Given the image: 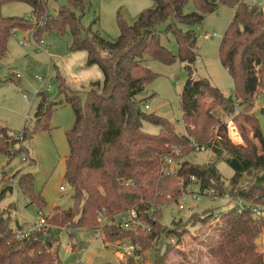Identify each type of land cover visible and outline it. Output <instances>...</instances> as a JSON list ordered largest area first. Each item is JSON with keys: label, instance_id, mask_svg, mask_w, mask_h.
Returning <instances> with one entry per match:
<instances>
[{"label": "trees", "instance_id": "16d2710c", "mask_svg": "<svg viewBox=\"0 0 264 264\" xmlns=\"http://www.w3.org/2000/svg\"><path fill=\"white\" fill-rule=\"evenodd\" d=\"M91 1L67 0L52 16L47 13L44 0H0V58L6 55L9 38L18 30L28 31L40 43L45 36H69V52L85 51L87 66L98 65L104 75L103 82H91L82 89L69 87L60 75L53 79L58 94L65 98L76 117L73 128L66 132L70 153L65 159V180L73 189L72 203L67 208L55 206L47 217V227L23 239L17 235L25 226L12 227L10 217L1 214L0 264H62L60 247L54 246L52 239L59 230L53 235V225L101 230L105 241L129 239L141 247V253L155 242L158 251L165 247L162 254L157 252L155 264H166L174 246L165 238L173 235L179 244L195 226H189L191 221L181 226V222L173 220L174 228H165L157 218L162 207L179 202L182 183L194 186L193 177L201 189L213 188L244 203L241 212L237 207L217 214L208 209L192 220L201 227L211 226L217 233L216 239L208 241V236L204 240L215 263L264 264V255L256 243L264 234V217L253 212L255 205L264 206V137L253 113L258 95L264 93V9L252 3L254 0H151L154 6L142 11L133 25L119 17L120 36L110 41L84 26L83 18ZM189 2L195 10L184 13ZM10 3L28 4L32 16L3 17L2 8ZM222 5L236 8L220 46L222 65L234 82V92L229 97L208 81L193 77L197 37L193 30L182 28L201 24L206 14ZM168 34L177 43V53L161 43L162 35ZM149 59L164 65L177 60L185 64L189 77L180 95L186 128L182 136L164 118L141 109L137 96L158 77L146 65ZM38 96L41 102L31 130L25 129L19 137H13L0 128V154L13 158L25 149L23 145L16 149L18 143L51 129L52 113L64 103L51 100L43 92ZM205 97L213 100L212 109H204ZM220 113L234 116L245 146L230 141ZM144 121L160 127V133L143 131ZM249 133L253 136L249 137ZM192 143L205 146L218 160H223L234 171L233 177L227 181L215 164L189 160H183L171 171L166 159L184 158L195 151ZM180 148L183 150L176 156ZM14 180L1 190L0 201L17 188L30 204L45 208L46 201L35 191L31 173H18ZM132 210L149 224L147 231L126 230L118 222L121 214ZM134 263L130 257L122 264Z\"/></svg>", "mask_w": 264, "mask_h": 264}, {"label": "rangeland", "instance_id": "374dc122", "mask_svg": "<svg viewBox=\"0 0 264 264\" xmlns=\"http://www.w3.org/2000/svg\"><path fill=\"white\" fill-rule=\"evenodd\" d=\"M44 1L47 13L52 16L56 15L60 6L67 4V0ZM153 6L154 3L151 0H92L87 7L83 23L86 28L90 27L93 32L113 41L120 36L119 17L128 25H133L142 11ZM194 10V5L189 2L184 8V13ZM235 11V7L222 5L216 11L206 14L201 24L182 27L184 30H193L197 37L198 55L193 77L208 81L225 97L233 94L234 82L222 65L220 46L234 19ZM2 15L28 19L32 16V8L26 3H10L3 6ZM43 41L44 45H40V42L35 41L28 31L18 30L9 38L6 55L0 58V128H5L9 135L19 137L25 129L31 130L34 127L36 112L41 102L39 93L43 92L51 100L64 103L59 104L52 113L50 130L34 134L23 144L18 143L16 149H21L22 145L25 149H21L13 158L0 154V192L6 184L15 182L16 174L29 172L34 177L35 191L40 192L46 201L45 208L39 209L35 204H30L29 199L15 188L12 194H8L0 201V215H8L12 227H17V224L30 226L40 219V211L50 217L55 206L67 208L72 203L73 189L65 180V159L70 153L66 132L73 128L76 117L65 98L58 94L57 85L51 80L60 75L73 89L86 88L91 82L104 81L103 72L98 65L87 66L85 51L69 52V36L65 38L57 35L45 36ZM161 43L170 51L178 52L177 43L171 34L162 35ZM146 65L157 73L158 77L146 86L142 94L137 96L141 109L147 114L167 120L179 136L186 134L180 104V95L189 77L185 64L177 60L172 65H164L149 59ZM202 103L205 110L214 107L210 97H205ZM146 105L149 109L145 108ZM253 113L259 120L264 137V93L258 95ZM219 115L226 124L230 141L235 145L245 146L239 123L229 120V115L226 116L223 113ZM142 129L153 135H158L161 130L160 127L147 121L143 122ZM248 136L252 137L253 134L249 133ZM256 143L261 151L259 142L256 141ZM183 149H177L176 156H179ZM183 160L196 164H215L219 173L227 181L234 175L231 167L223 160H218L210 150L190 152L180 160H172L171 167L177 169ZM62 186L64 190H61ZM196 188L198 189V186H191L193 190ZM231 198L201 197L194 200L189 197L183 210L179 209L180 199L177 204L171 202L162 207L161 216L157 218L161 226L174 228L173 220L181 222V226L191 221L189 226H195L190 229V233L182 237L179 244H176L177 239L173 235L165 238V242L174 246L168 253L166 264H216L207 253L204 242L208 236V241L216 239L217 233L211 226L201 227L199 223L193 224L192 220L197 218L196 214L208 209H213L217 214L227 212L233 204L239 205L237 199L231 202ZM51 229L53 235L59 230L52 239L54 246L60 247L59 255L62 264L108 262L122 264L128 260V257L124 255L127 246L136 245L129 239L114 243L105 241L101 230H77L67 226L59 228L55 225ZM131 231L147 230L138 228ZM256 243L259 245V251L264 255V234ZM157 247L154 242L150 249L143 251V259L139 264H155L157 252L162 254L165 251L164 246L159 251Z\"/></svg>", "mask_w": 264, "mask_h": 264}, {"label": "built area", "instance_id": "2783aa9c", "mask_svg": "<svg viewBox=\"0 0 264 264\" xmlns=\"http://www.w3.org/2000/svg\"><path fill=\"white\" fill-rule=\"evenodd\" d=\"M252 3H254V4L257 3L259 6H261L264 9V2H256L254 0V2H252ZM40 45H44V41H41ZM145 108L149 109V106L146 105ZM228 117H229V120H234L233 115H229ZM232 123H233V121H232ZM192 147H194L195 151H197V152H200V151L202 152V151L207 150L205 146H199L196 143H192ZM166 162H167V165L170 168V170L175 171V169L173 167H171L172 159L167 158ZM191 182L193 183L194 186H196V187L198 186V189L196 188L195 190H193V189H191L190 186H186L184 183L181 184V189L184 193V194L182 193L183 196L181 197L180 203H179V209H181V210H183L185 208L186 200L189 197H192L194 200H198L201 197H210V198L214 197L217 199L218 198H224V197H226L228 199L231 198L228 194L220 195L219 191H217L216 189H213V188L201 189L199 186V181L195 177H193L191 179ZM61 190H64V186L61 187ZM237 200L239 202V205L233 204L231 208L237 207L238 212H241V210L243 209L244 203L240 199H237ZM232 201H234V200H231V202ZM253 212L255 215H257L259 217L260 216L263 217L264 216V206L263 205L262 206L255 205L253 207ZM47 217H48V215H45V214H43L42 211H40V219L37 220L35 223L31 224L30 226H25L22 230H20L18 232V235H17L18 238L19 239L26 238L29 236V234L46 228L47 227ZM117 220H118V222H120L122 227L126 230H134V229H138V228H143L144 230H148L150 228L149 224L143 222L141 219L138 218L137 212L135 210L121 214L117 218ZM140 251H141V248L139 245L130 244L125 249L124 255L128 258H130V257L134 258L135 264H139V262L143 259V254Z\"/></svg>", "mask_w": 264, "mask_h": 264}, {"label": "water", "instance_id": "95a60500", "mask_svg": "<svg viewBox=\"0 0 264 264\" xmlns=\"http://www.w3.org/2000/svg\"><path fill=\"white\" fill-rule=\"evenodd\" d=\"M51 81H53V80H51Z\"/></svg>", "mask_w": 264, "mask_h": 264}, {"label": "crops", "instance_id": "0c3cea01", "mask_svg": "<svg viewBox=\"0 0 264 264\" xmlns=\"http://www.w3.org/2000/svg\"><path fill=\"white\" fill-rule=\"evenodd\" d=\"M30 40V39H29Z\"/></svg>", "mask_w": 264, "mask_h": 264}]
</instances>
